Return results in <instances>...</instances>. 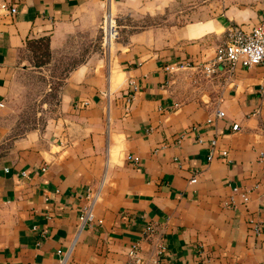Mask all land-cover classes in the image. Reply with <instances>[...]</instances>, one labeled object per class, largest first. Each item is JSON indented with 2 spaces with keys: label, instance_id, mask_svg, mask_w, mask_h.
Masks as SVG:
<instances>
[{
  "label": "crops",
  "instance_id": "0c3cea01",
  "mask_svg": "<svg viewBox=\"0 0 264 264\" xmlns=\"http://www.w3.org/2000/svg\"><path fill=\"white\" fill-rule=\"evenodd\" d=\"M0 1L16 8L0 24L1 103L14 74L40 69L27 40L48 38L50 61L81 60L47 130L7 139L0 126V264H57L74 239L70 263L125 264L134 244L147 256L146 223L163 238L160 264H264V233L248 229L264 224V64L202 71L229 26L264 19V0H222L211 19L199 11L215 0ZM107 9L149 25L107 52L70 48L97 38ZM168 11L189 21L150 23ZM211 140L226 159L206 162ZM97 188L94 223L78 230L80 195Z\"/></svg>",
  "mask_w": 264,
  "mask_h": 264
},
{
  "label": "rangeland",
  "instance_id": "374dc122",
  "mask_svg": "<svg viewBox=\"0 0 264 264\" xmlns=\"http://www.w3.org/2000/svg\"><path fill=\"white\" fill-rule=\"evenodd\" d=\"M212 1L210 0V4ZM215 1L212 6H206V9L199 11L200 15L203 14V18L207 17L211 19L223 11L222 0ZM247 6H252V4L248 3ZM186 13L184 11H168L159 18L150 20V23L164 21L166 27H181L189 21ZM112 16L117 26L118 38L110 44V47L104 49L106 52L112 49L113 44L117 42L120 36L125 37L130 32L149 25L146 20L142 19L124 15L116 17L113 11ZM100 21L97 38H94L89 44H82L79 47H76L78 46L76 43H72L70 48L73 49L74 47L79 50L88 48L89 50L98 49L99 51H103L100 47ZM28 56L31 61L29 53ZM78 61L81 60L75 58H57L50 61L49 57L47 64L35 67L40 69L18 71L17 74L11 77L2 99V108H0V126L6 131L7 139H16L30 131L41 133L51 126V121L58 118L59 87L67 72ZM188 80L189 77L184 74L179 77V87L182 89V92L186 89V84L188 87L191 86Z\"/></svg>",
  "mask_w": 264,
  "mask_h": 264
},
{
  "label": "built area",
  "instance_id": "2783aa9c",
  "mask_svg": "<svg viewBox=\"0 0 264 264\" xmlns=\"http://www.w3.org/2000/svg\"><path fill=\"white\" fill-rule=\"evenodd\" d=\"M16 14L15 5L7 2L0 1V24L4 18H12ZM101 37L100 47L103 51L105 48L110 47V44L118 38L117 26L115 19L109 9L105 10L101 16L100 26ZM224 65L228 72L236 68H251L264 64V19L251 26L248 30H244L238 25L229 26L224 32V42L216 50L213 60L202 66L204 75L210 76L216 70L218 65ZM128 85L133 87V83L129 82ZM125 104H129V98L125 100ZM0 108L2 103L0 102ZM214 117L221 118L223 113L216 111ZM237 125L231 126V131H236ZM263 136H264V130ZM215 140H211L208 146V153L206 162H210L214 158L221 160L226 159L227 152L220 150L215 153ZM258 159L264 174V150L258 154ZM44 171V169H41ZM23 175V174H22ZM99 188L93 190H85L80 195V198L85 201L84 205L80 208L78 214V230L83 227H90L94 223L93 206L99 196ZM235 191V189L233 190ZM243 202H246V197L241 194ZM248 229L253 236L257 237L264 233V224L248 223ZM142 235L149 241L150 249L146 257L140 255V248L137 244L130 246L126 252L125 264H160V257L164 253L165 247L163 238L151 223H146L142 227ZM74 240L68 245L65 250H57L58 257L57 264H74L69 262V256L74 244Z\"/></svg>",
  "mask_w": 264,
  "mask_h": 264
},
{
  "label": "trees",
  "instance_id": "16d2710c",
  "mask_svg": "<svg viewBox=\"0 0 264 264\" xmlns=\"http://www.w3.org/2000/svg\"><path fill=\"white\" fill-rule=\"evenodd\" d=\"M25 49L30 55L31 64L33 67H41L49 61L48 38H38L27 40Z\"/></svg>",
  "mask_w": 264,
  "mask_h": 264
}]
</instances>
